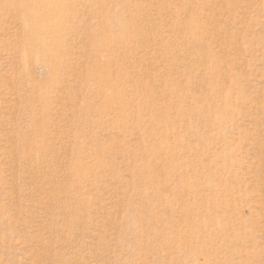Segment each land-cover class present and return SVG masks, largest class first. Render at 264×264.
Segmentation results:
<instances>
[{"label": "rangeland", "instance_id": "1", "mask_svg": "<svg viewBox=\"0 0 264 264\" xmlns=\"http://www.w3.org/2000/svg\"><path fill=\"white\" fill-rule=\"evenodd\" d=\"M37 1L0 0V264H264V0Z\"/></svg>", "mask_w": 264, "mask_h": 264}, {"label": "bare ground", "instance_id": "2", "mask_svg": "<svg viewBox=\"0 0 264 264\" xmlns=\"http://www.w3.org/2000/svg\"><path fill=\"white\" fill-rule=\"evenodd\" d=\"M45 1L46 0H38L37 2H35V3H37V5L35 4L36 6L33 7V10H34L32 12L33 14H30V17L33 18L32 19L33 23H32V27L29 29L31 31H33L34 33H36V35H38L39 32H42L43 28L46 26L45 24L47 22V17H44L45 11L40 12V9H42V8H41V5H39ZM36 7H37V9H36ZM30 11H32V10H30ZM36 14L38 16H36ZM40 17H42V18H40Z\"/></svg>", "mask_w": 264, "mask_h": 264}]
</instances>
